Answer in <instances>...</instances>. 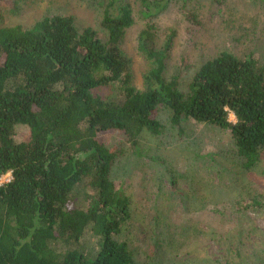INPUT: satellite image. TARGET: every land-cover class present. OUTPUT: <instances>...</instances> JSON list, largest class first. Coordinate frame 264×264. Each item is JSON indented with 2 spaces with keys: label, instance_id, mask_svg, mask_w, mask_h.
Listing matches in <instances>:
<instances>
[{
  "label": "trees",
  "instance_id": "1",
  "mask_svg": "<svg viewBox=\"0 0 264 264\" xmlns=\"http://www.w3.org/2000/svg\"><path fill=\"white\" fill-rule=\"evenodd\" d=\"M138 2L147 25L137 48L151 63L142 91L129 84V60L119 47L133 23L122 0L101 5L104 42L69 16L45 17L26 30L0 28V177L10 173L0 185V264H133L128 245L115 238L130 201L111 179L117 156L103 139L120 133L137 153L139 137L161 129L159 107L174 124L192 120L228 131L246 170L264 154V65L223 52L182 89L179 75L163 76L170 41L161 49L153 44L152 20L168 0ZM18 126L28 129L27 141L15 140ZM85 232L99 239L92 258L57 249Z\"/></svg>",
  "mask_w": 264,
  "mask_h": 264
},
{
  "label": "rangeland",
  "instance_id": "2",
  "mask_svg": "<svg viewBox=\"0 0 264 264\" xmlns=\"http://www.w3.org/2000/svg\"><path fill=\"white\" fill-rule=\"evenodd\" d=\"M105 1L7 0L0 9V28L26 30L45 17L69 16L79 31L90 28L104 42ZM122 1L129 4L133 23L119 47L129 60V84L142 91L151 63L137 44L147 21L138 0ZM185 8L195 21L185 17L182 0H168L152 20L155 48L170 41L166 80L179 75L183 89L204 62L223 52L239 59L252 56L264 65V0H187ZM157 120L159 133H143L137 153L120 133L103 139L117 156L111 179L130 201L129 219L115 238L128 245L133 264H264V154L246 170L228 131L192 120L174 124L163 107L157 109ZM28 137L26 127H16L15 140ZM8 178V173L1 176L0 185ZM79 200L88 201L82 194ZM98 242L85 232L77 242L55 245L92 258Z\"/></svg>",
  "mask_w": 264,
  "mask_h": 264
},
{
  "label": "built area",
  "instance_id": "3",
  "mask_svg": "<svg viewBox=\"0 0 264 264\" xmlns=\"http://www.w3.org/2000/svg\"><path fill=\"white\" fill-rule=\"evenodd\" d=\"M8 176L10 177V173H8ZM10 180V178L7 179V182Z\"/></svg>",
  "mask_w": 264,
  "mask_h": 264
}]
</instances>
